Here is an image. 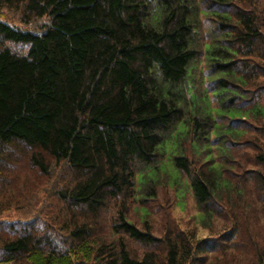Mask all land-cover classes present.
Returning a JSON list of instances; mask_svg holds the SVG:
<instances>
[{"label": "trees", "instance_id": "16d2710c", "mask_svg": "<svg viewBox=\"0 0 264 264\" xmlns=\"http://www.w3.org/2000/svg\"><path fill=\"white\" fill-rule=\"evenodd\" d=\"M3 10L18 20L0 17V198L6 166L28 163L64 222L8 220L1 202L0 264H264V0ZM171 180L211 235L152 231L147 203Z\"/></svg>", "mask_w": 264, "mask_h": 264}, {"label": "rangeland", "instance_id": "374dc122", "mask_svg": "<svg viewBox=\"0 0 264 264\" xmlns=\"http://www.w3.org/2000/svg\"><path fill=\"white\" fill-rule=\"evenodd\" d=\"M1 19H5L6 22L17 25V14H12L8 10H3V14L0 13ZM6 174L10 177L11 190L4 194L0 198V203H6V219H15L19 216L35 215V212L41 211L47 215L51 214L56 229L60 223H63V213L60 211L63 207L62 203H59L55 197L47 195V191L51 188L53 180L42 175L37 169L25 162H20L16 165L6 166ZM170 170V169H169ZM57 171V170H56ZM160 182L164 183V174H160ZM7 178V176H6ZM167 184H162L157 188L156 196L153 200L148 201L147 207L149 215L146 218L152 227V231L156 235L162 234L166 229L191 232L193 231L197 239H203L213 232H209L201 228V224L197 219L198 208L193 201L190 193H186L182 197L176 194L174 191L172 180ZM9 205V206H8ZM135 206V204H134ZM133 206V207H134ZM60 209V210H59ZM42 216H44V213ZM138 212L132 209V205L129 209L128 218L136 224V227L141 228L142 222L145 218H141ZM113 215V211L105 212L102 216V223H104L106 233L100 236L101 239L107 240L109 236L110 219ZM60 220V221H58ZM222 225L221 220H217L214 224L215 233ZM138 254L141 251L137 252Z\"/></svg>", "mask_w": 264, "mask_h": 264}]
</instances>
